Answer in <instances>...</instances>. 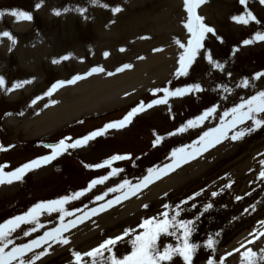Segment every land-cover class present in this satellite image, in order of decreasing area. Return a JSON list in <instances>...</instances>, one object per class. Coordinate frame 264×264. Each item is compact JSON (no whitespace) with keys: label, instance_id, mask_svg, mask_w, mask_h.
Instances as JSON below:
<instances>
[{"label":"rangeland","instance_id":"1","mask_svg":"<svg viewBox=\"0 0 264 264\" xmlns=\"http://www.w3.org/2000/svg\"><path fill=\"white\" fill-rule=\"evenodd\" d=\"M68 1L69 0H60L61 14L58 16L47 18L44 16L45 12L43 11L44 14L42 13L41 16L39 14L35 15L34 23L29 24L31 27L30 31L33 30L36 34V32L41 29L42 31L47 29L49 34L57 33L59 41L54 47L60 43V49L77 45L75 48H78L81 64L79 66L76 61L75 63L71 62L66 64L63 66V69H61L62 72L58 69H54V66L51 68L48 67L47 62H45V66L41 64L43 68V77L41 78L42 83L40 87L45 85V87L47 86L49 89V87H51L50 83L57 80V78L54 77H65L70 75V78H72V76L79 73L76 70H82L83 67L97 65V63H99L100 50L110 51L112 53L117 43L122 42L124 44L125 42L123 41L125 37H123L121 41L120 37H114V39L101 37V35H109L108 32L112 29L109 15L106 13L108 7L105 8L101 5L107 4L109 6L110 1L114 4L116 0H99V3L95 5L91 3V0H84V4L80 6L79 4L76 5V3H78L77 0H71L74 2V5H68ZM128 1L130 7H128L123 14L120 12L117 14L115 19L118 20V22L115 26H120L121 22L129 23L124 28L129 32L127 36H131L130 38L132 40L136 38L137 41L141 42V37L146 34L145 41L147 43L144 44L143 48L141 46L137 49L134 48L132 54L127 53L128 55L116 57L113 66L121 62L129 63V61L133 62L137 58L141 59L149 49H160V51H157L159 55L165 50L167 55L165 58L166 62L172 55L176 56V52L172 53L171 56L168 52H170L171 48H176V39L182 41L180 30L178 29L179 26H171V24L177 25V21L180 19L178 5L172 3L167 6L164 4L166 0ZM170 1L178 2L176 0ZM237 1L238 0H205L204 3L199 5L201 13L204 16H208V21L205 20V24L212 25L216 35L212 34L209 36L208 41L203 42L204 47L200 50V54L203 55V57L201 58L200 56L195 59V62L189 68V76L179 79L177 84L185 83L186 85H190L198 83L203 89L202 91L194 92L204 93V96L207 97V99L195 105L196 109L193 111L194 118L209 107L215 106L216 112L204 120L206 122L201 123L205 124L204 126L199 125L193 129L185 130L186 133L182 135V139L186 141L185 145L191 144L192 141L196 140L198 136L208 128L219 125L221 123L220 116L223 115V112L239 104L241 98L247 99L256 92L264 90V77L255 80L252 79L256 73H264V56L261 55L262 53L264 54V41H255L248 45L242 43V41L246 39H251L257 32L264 31V25H262V22L264 23V5H262L259 0H247L246 6L248 9L255 12L256 20L259 21V24L248 23L244 25L232 20L233 16L242 14V10L245 9V5H241L240 2ZM33 3L34 0H0V10L18 9L28 11ZM170 6L173 8H170ZM78 8L85 9L84 13L81 14L77 11ZM164 8L174 9L175 11L170 10L171 12H164ZM65 9H68V11H65ZM144 12H150L152 14L147 19L145 18V21L131 23L132 18ZM1 24L0 30L4 27L10 30L16 26L8 19V14L3 16ZM217 36L220 37V39H218L220 43H216L215 41ZM135 43L136 41H133L132 45ZM233 49H237V51L233 52ZM11 51H14V49ZM205 52L209 53L215 61L223 64V70L212 68L207 60L204 59ZM11 54L12 55H9L10 57H8L5 65L9 67V75L14 76L16 74L13 72L18 71V62L15 60V53L12 52ZM91 55L98 56L91 59ZM132 62L130 63L133 64ZM10 66L13 68L10 69ZM19 73L20 72H17V74ZM229 73L231 75H229ZM27 75H29V72ZM245 78L249 80L250 85L248 87H238L240 81ZM159 82L162 84V80ZM225 86L228 91L223 90ZM39 90L38 87L32 86L29 94L22 93L20 97L13 102H4L5 98L2 96L0 97V104L7 105L5 106V113L1 115L0 118V145L3 147L13 146L11 151L6 150L0 155V165H6V161L10 162V165L4 169L5 172L12 171L20 165L43 155L44 151L40 148H35V145L32 143V141L37 139L41 134L34 133L32 136H30V134L27 135V131L20 120L21 118H17V120L14 121L15 127L12 128L7 127L6 124L3 123V117L7 116L5 115L6 113H16L19 114L20 117L25 109L31 107L30 105H33L32 101L39 97ZM135 97H138V94ZM187 99L191 98L187 97ZM174 103L176 104L177 102L174 101ZM1 109H4L3 105ZM160 109H162V107L155 109L152 111L153 113L150 112L144 117L154 121V124L151 125L163 129L162 122L158 121L162 119L159 115ZM152 114L154 115L151 116ZM97 124L98 122H92V124L88 126L90 127ZM178 124L180 125L177 128H180L185 125L186 122L182 123L181 121ZM134 126L128 130L129 132L127 131L130 136V138H126L128 140L125 139L124 141L114 143L108 148L102 149L96 153L93 160L104 157L112 150H124L125 147L133 149L134 153L145 150L149 137V129L144 128L143 135L141 136L142 141H139L138 139L141 138L136 140V128L138 125L134 124ZM248 126H251V121H246L243 125H238L236 130ZM80 127V130L72 131H68L67 129L69 128L67 127L62 130L59 129L60 131H55L56 133L52 132L54 131L52 129L45 135L52 134L51 136L56 138L64 132L78 134L84 131L85 128H88L85 125ZM60 128H63L62 125ZM122 134L123 133L117 136H124ZM231 134L230 132L229 136H231ZM215 146L213 151L200 155L182 165L189 166L183 170V174H188V170L189 173L192 170L195 171L187 175L182 183L176 184V188H171L163 192L156 200L148 204L147 208L142 206L135 215L127 216L120 221H114L115 224L104 228L105 233L108 234V236H117L119 232L121 234L123 229L128 227L140 232L142 230L137 227L138 224L145 218H160L159 214L166 211V209L162 207L163 205H169L170 207L167 211L172 214V210L175 209L177 204L187 200L186 204H180L183 211H181L178 219L192 220L195 217V231L192 234L196 232L197 235L193 243H197L201 245V247L197 250L192 264H207L209 256L217 262H219L220 257H224L223 264H242L240 253L247 251L249 248L257 253L259 257L262 251H264V236L260 235V233L264 232V225L260 223V221H264V177L260 176V172L264 171V164H261V161L264 160V126L245 135L241 139L235 141L225 139ZM212 148L213 147L209 148V150ZM90 150H80L78 152L80 155H85L89 153ZM160 160L164 161L165 159L160 157ZM169 162L170 161L167 163ZM182 166L179 167V169L182 168ZM44 168L46 169L31 173L26 179L31 180V182L25 185L24 181H20L19 183H17L18 181H13L6 186V188L3 187V184H0V206L4 203L7 205L10 204L12 200L24 192L23 190H27L34 186H42L47 181L52 180L53 177L47 178L52 175L51 168ZM225 185L230 186L225 187ZM197 192L201 193L198 197L194 196ZM212 192H216L217 196L212 197ZM190 196H194V199L188 200L187 198ZM236 196H240L241 200H239L236 205L232 207L229 206V201ZM209 203L212 204V207L204 212L201 207ZM193 204L196 205L195 208L192 207ZM245 209H247V211H245ZM197 217H199V219H196ZM57 220V218L49 219L45 226H51ZM24 230L21 231L23 234ZM217 232L220 233L218 237L215 235ZM100 234H98L97 231L96 235L98 236L91 241L79 244L77 246V252L83 253L91 249L88 247L102 238ZM209 235H212L217 241L215 251L206 250L203 247V242ZM241 235L243 239L235 243L237 237ZM127 239L128 237H125L123 241L118 242L114 251H118V253H123L125 251L130 252L131 247L128 246V242H125ZM11 240L13 243L8 246L6 251L10 250L13 246L26 244L22 243V240L18 236ZM170 241H172L170 238L167 239L164 237L161 242L162 248L164 244ZM248 241H252V243H248ZM242 245L243 247H241ZM237 249L239 251H235ZM54 250L53 248L47 249L46 254L48 256L43 260H41L42 258L35 260V263L75 264V258L71 254L73 250L67 253H60L59 251L52 254ZM228 253H231V255H228ZM33 256L34 253L27 259ZM82 260L85 264H91L89 257L83 256ZM172 264H183V261L177 256L174 258ZM257 264H264V261L258 260Z\"/></svg>","mask_w":264,"mask_h":264},{"label":"snow or ice","instance_id":"2","mask_svg":"<svg viewBox=\"0 0 264 264\" xmlns=\"http://www.w3.org/2000/svg\"><path fill=\"white\" fill-rule=\"evenodd\" d=\"M204 2L205 0H183V6L187 13V18L183 22V26L189 33V36L187 38L186 44L182 43L179 39L175 40V43L181 49H183V52L180 54L178 60L179 67L176 69L175 73L177 77L188 75L189 68L194 63L197 55L200 54V50L204 47L202 42L205 39L206 34L212 33L213 35H216L214 29L206 25L203 22L204 18L196 13L198 6ZM239 2L241 5H245L244 13L238 16H233L232 20L244 25H247L249 21H256L259 23L253 13L248 10L246 6L247 0H239ZM259 2L264 5V0H259ZM91 3L94 5L98 4L99 0H91ZM42 5L43 0H38L34 7L36 10H39ZM101 6L105 8L108 7L107 4H103ZM121 10L122 9L119 6L113 7L111 9L113 14L120 12ZM65 11H68V9H65ZM77 11L83 14L85 9L78 8ZM5 14L11 15L14 18V22H20L22 20L31 21L33 19V16L30 12L18 9L0 10V18H3ZM53 14L58 16L61 13L59 10L53 9ZM0 37L8 39L10 42L9 51H11L17 42L15 36L10 31L4 30L0 31ZM141 38L143 39L146 37ZM217 39H220V37L217 36ZM255 41H264V32H257L251 39H246L242 41V43L244 45H248ZM120 51H124V49H120ZM155 51H160V49H155ZM235 51H237V49H233V52ZM108 55L109 53H104L105 57ZM60 59H68V57H61ZM204 59L207 60L212 68L223 70L224 65L215 61L209 53H204ZM58 62L59 61L56 59L53 60V63ZM131 67L132 66L130 64H124L122 67L117 68L116 71L120 72ZM103 71L104 69L102 67L97 66L90 69L83 76L76 75L70 80L58 81L56 84L52 85L45 95H50L51 92L56 89L57 85L63 86L64 84H73L77 80L83 79L86 76ZM108 75H113V73L109 72ZM229 75L231 74L229 73ZM261 77H264V73H256L252 79L255 80ZM27 83H31V81H16L13 82L9 87L6 84L5 78L0 76V90H3L4 92H11L17 88L23 87L24 84ZM249 85V80L245 78L240 81L238 87H248ZM202 90L203 89L198 83L186 85L185 87L177 88L174 91H170L168 88L153 89V94L158 91H163L165 94L164 97L161 99L152 100L148 104H145L142 101L139 105L128 111L123 116V118L117 121L109 122L105 124L103 128L92 131L82 138L72 140L71 137H65L56 143L45 144L44 147L51 149V152L48 155L40 156L36 159L28 161L12 171L5 172L4 169L7 167V165H0V184H10L13 181H21L27 172L50 163L57 157L66 153L69 149L86 145L89 141L95 139L96 137L104 135L109 129H119L126 126V124L131 121V118L140 111H143L146 108H151L156 104L167 103L169 96H182L189 92H198ZM223 90L228 91L226 86L223 88ZM37 99H40V97H37ZM32 103L35 104L36 100L34 99ZM215 112V106L205 109L204 112L199 116L188 120L186 125L178 128L176 133L185 131L187 127H197ZM5 115L10 114L6 113ZM220 121L221 123L216 127L208 128L206 131L202 132L196 140L192 141L191 144L183 145L179 148L173 149L168 157L170 160L169 163H166L163 166H156L147 169V174L140 178L135 184H132L127 179H124L122 183H119L114 187L107 188V191L102 195L94 196L93 202H99L104 200L105 196H107L109 193H117V195H115L112 199L107 200L105 203H100L96 207L90 209L87 205H85L84 209L76 208L74 212H69L64 207L66 203L72 200H78L82 195L90 191L97 184H102L110 176H114L123 171L122 169L112 168L107 176H101L91 180L88 183L87 188L74 192L71 195L60 197L56 200L39 202L29 208L26 213L13 217L10 220L0 224V264H34L35 260L40 259V256L47 253V248L39 254H34L32 258L25 259V256L27 253L32 252L33 249L39 248L41 244H46L49 241L58 244H68L69 240L63 235V233L76 227L79 223H83L86 219H90L91 216L107 211L108 208H111L115 204L137 195L140 191H142V189L148 187L149 184L153 183L155 180H158L161 177L174 172L183 164H186L196 157L202 155L203 152L221 143L223 140L231 139L235 141L241 139L245 135L256 131L261 126H264V90L256 92L247 99L241 98V102L239 104H236L234 107L223 112V115L220 116ZM246 121H251V126L242 127L239 128V130H236L238 125H243ZM230 132L232 133L231 136H229ZM176 133H169V135ZM154 135L156 134L154 133ZM163 139V137L157 135L156 139L153 141V147H155ZM3 150L6 149L0 146V151ZM130 158L131 157L127 155H113L110 158L104 160L102 163L95 165L86 164L85 167H111L114 161ZM261 164H264V160L261 161ZM260 176L264 177V171L260 172ZM229 186L230 185H225V187ZM200 194V192H197L194 194V196L198 197ZM194 196H190L187 199L192 200L194 199ZM211 196L215 197L217 196V193L212 192ZM236 199L240 200L241 197H236ZM186 203L187 200L180 202V204ZM180 204L176 205L175 209L172 210V214L167 211L170 206L167 204L163 205L162 207L166 209V211H163L159 214L160 218H145L138 224L137 227L142 230L140 232H137L136 229L126 228L120 235L105 239L98 245V247L93 248L86 253L82 254L80 252L73 251L72 255L75 258V264H85V262L82 260L83 256L89 257L91 259V264H172L174 258L177 256L182 259L183 264H192L194 256L201 245L193 243L190 240L192 233L195 231V221L178 219L181 211H183V209L180 207ZM143 207L147 208L148 205H143ZM192 207L195 208L196 205L193 204ZM211 207L212 204H206L204 205L203 210L207 211ZM245 211H247V209H245ZM44 212H58L60 221L58 226L45 231L42 236H38L29 243L13 246L10 250L6 251L8 246L13 243L9 237L14 231H16L17 228L20 227L21 224L35 225V227H32L29 231H24L25 236H28L30 232H35L38 228L43 227V225L39 223L38 217ZM76 212L81 213V215L75 216L74 219H69L67 222H65V217L73 216ZM196 219H199V217ZM260 223L264 225V221H260ZM215 235L218 237L220 233L217 232ZM260 235L264 236V232L260 233ZM125 237H129L127 242L131 245V251L123 256H118L114 252V248L116 247L117 243L123 241ZM161 237L174 238L176 241L175 246L170 243H166L161 249V247L158 245V241L161 239ZM248 243H252V241H248ZM216 244L217 241L212 235H209L203 242V247L206 250L215 251ZM49 247H51V244H49ZM241 247H243V245ZM235 251L239 250L237 249ZM105 253H107V255H105ZM228 255H231V253H228ZM240 255L242 257V264H257L258 260L264 261V251H262L258 257L257 253L253 252L251 248H249L247 251L240 253ZM223 262L224 257H220L219 262L214 260L211 256H209L207 260V264H223Z\"/></svg>","mask_w":264,"mask_h":264},{"label":"bare ground","instance_id":"3","mask_svg":"<svg viewBox=\"0 0 264 264\" xmlns=\"http://www.w3.org/2000/svg\"><path fill=\"white\" fill-rule=\"evenodd\" d=\"M132 20H135V18H132ZM24 24H21L17 26V32H20V27H23ZM26 29L24 27L23 31ZM124 29H118L116 28L112 37H119V36H125L127 35L124 31ZM112 31V30H111ZM114 58L108 59V64L113 62ZM159 61V58H157V63ZM105 63V61H104ZM148 66H145L144 69L148 70L152 68L156 61H153L152 59H149ZM35 66V62L31 65V67ZM141 66V64H139ZM149 67V68H148ZM143 68V67H141ZM158 70L163 69L165 72L167 69L163 68H157ZM152 77H158L162 74V71H155ZM100 78V77H99ZM99 78H89L86 81H83L79 84H76L70 89H73L72 93H70L67 96H62L64 92H66V89H63L62 92H60V99L61 104L58 106L57 112H54V114H51V120L44 119L43 121L40 120L42 117L39 115L38 117H32L30 119H34L30 122H25L24 126L32 125L33 123L39 122L41 126L40 129L46 128L51 125L58 124L61 120H67L66 118L72 116L73 114H77L79 112H83L85 109H92L97 106H103V102L105 106H114L116 103L122 101L118 100V97L120 94L125 95V92L131 89H135L137 85H139L142 79L141 74L137 73L135 70L124 72L120 75L107 78L104 80H100ZM133 86V87H131ZM119 92V93H118ZM117 93V94H115ZM18 96V93H14L12 98H15ZM96 110V109H94ZM94 110H88L87 112H91ZM62 122V121H61ZM5 124L13 126V119H8Z\"/></svg>","mask_w":264,"mask_h":264}]
</instances>
